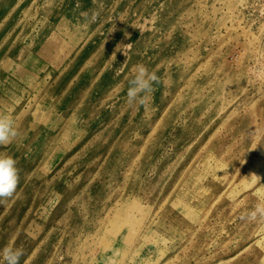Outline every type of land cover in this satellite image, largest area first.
<instances>
[{"label": "rangeland", "instance_id": "374dc122", "mask_svg": "<svg viewBox=\"0 0 264 264\" xmlns=\"http://www.w3.org/2000/svg\"><path fill=\"white\" fill-rule=\"evenodd\" d=\"M0 264H264V0H0Z\"/></svg>", "mask_w": 264, "mask_h": 264}]
</instances>
